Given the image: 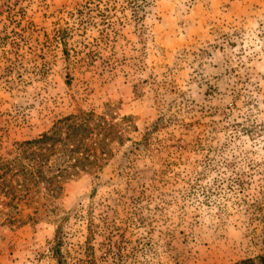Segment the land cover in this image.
Masks as SVG:
<instances>
[{
  "label": "rangeland",
  "instance_id": "obj_1",
  "mask_svg": "<svg viewBox=\"0 0 264 264\" xmlns=\"http://www.w3.org/2000/svg\"><path fill=\"white\" fill-rule=\"evenodd\" d=\"M98 1L0 0V160L80 111L125 133L35 219L12 222L0 192V264H57L58 230L70 263L260 257L264 0H149L140 22Z\"/></svg>",
  "mask_w": 264,
  "mask_h": 264
},
{
  "label": "trees",
  "instance_id": "obj_2",
  "mask_svg": "<svg viewBox=\"0 0 264 264\" xmlns=\"http://www.w3.org/2000/svg\"><path fill=\"white\" fill-rule=\"evenodd\" d=\"M111 1L99 0L98 6H112ZM148 2L149 0H115L136 22L143 19ZM163 115L146 131L140 142L127 147L122 155L124 161H129L132 149H141L148 143L150 136L164 126ZM124 139L125 133L119 123L108 120L105 115L98 116L94 111H80L59 119L51 131L21 143L20 153L13 161L0 160L2 202L4 205L11 204L10 208L16 204L14 207L17 212L9 208L10 220L20 225L35 219L41 203L52 204L71 178L82 172L103 168L115 156L114 145L123 144ZM125 166L122 164L120 170ZM20 204L24 207L34 204V211L26 213L19 208ZM2 214L6 215L5 212ZM60 232L58 230L57 243L52 248L57 264H80V258L75 263L68 261ZM236 264H264V254Z\"/></svg>",
  "mask_w": 264,
  "mask_h": 264
}]
</instances>
